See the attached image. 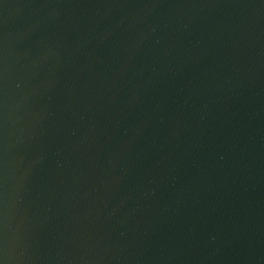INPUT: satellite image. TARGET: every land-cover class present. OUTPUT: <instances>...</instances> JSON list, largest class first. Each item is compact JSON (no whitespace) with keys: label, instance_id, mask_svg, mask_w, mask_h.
<instances>
[{"label":"water","instance_id":"water-1","mask_svg":"<svg viewBox=\"0 0 264 264\" xmlns=\"http://www.w3.org/2000/svg\"><path fill=\"white\" fill-rule=\"evenodd\" d=\"M0 264H264V0H0Z\"/></svg>","mask_w":264,"mask_h":264}]
</instances>
